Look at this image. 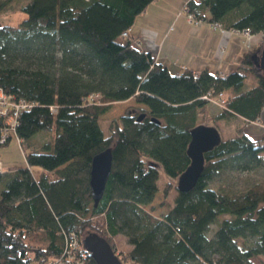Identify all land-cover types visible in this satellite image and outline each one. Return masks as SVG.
Instances as JSON below:
<instances>
[{"label": "trees", "instance_id": "16d2710c", "mask_svg": "<svg viewBox=\"0 0 264 264\" xmlns=\"http://www.w3.org/2000/svg\"><path fill=\"white\" fill-rule=\"evenodd\" d=\"M152 1L29 0L18 22L0 24V88L33 103L18 113L15 135L23 146L38 132H53L52 142L27 144L24 151L26 164L41 168L37 175L22 165L0 172V264H74L79 249L67 254L68 238L74 234L82 245L89 230L113 250V238L122 236L129 245L118 255L123 264H254L251 258L264 254V181L241 192L210 185L222 174L263 166L264 134L253 137L241 127L222 138L204 154L197 184L186 192L175 186L190 162V128L207 108L203 96H226L214 120L260 118L264 76L255 53L247 50L225 75L207 68L171 73L136 38L121 34ZM184 6L195 20L247 27L264 42V0H188ZM130 98L142 106L113 119L104 136L100 115ZM4 125L0 115V133ZM110 147L111 171L94 205L91 159ZM160 170L163 197L174 187L175 195L167 212L154 216L145 205L159 190Z\"/></svg>", "mask_w": 264, "mask_h": 264}, {"label": "rangeland", "instance_id": "374dc122", "mask_svg": "<svg viewBox=\"0 0 264 264\" xmlns=\"http://www.w3.org/2000/svg\"><path fill=\"white\" fill-rule=\"evenodd\" d=\"M1 1V0H0ZM29 0H10L7 1V3H2L0 4V24H7V23H15L18 22L23 16L24 12L22 11V6L27 3ZM180 0H156L154 2L155 4H158L159 6H165L168 2L171 10H173V14L176 15V13L180 12L184 16V18L187 20L188 19V13L187 10L185 9V4L188 0H181L180 3L178 4ZM184 1V3L182 2ZM182 2V3H181ZM163 3V4H161ZM147 11H150L149 14L144 15L145 17H142L141 15L138 14L139 21L135 23V27L138 28V26L145 24V18H148L150 13L152 12V6L151 8H148ZM163 14V17L170 18L171 13L170 12H160ZM159 13V14H160ZM138 18V17H137ZM136 18V19H137ZM138 20V19H137ZM136 21V20H135ZM189 22H200L199 20L192 19L189 20ZM179 26V23L175 25V23L172 24V28H176ZM185 26V25H184ZM211 26L214 28H219L221 32H225V29L239 34L240 37L244 39V46L242 44V53L239 55L237 62L238 64L241 62L240 59L243 55V53L247 52V50H250L251 52L255 53V61L256 58L258 57V54L260 53V49L262 47L261 45V35L257 34L254 35L252 33L250 34H245L244 32H239L237 30H232V29H227L223 28L222 26H218L215 22L211 23ZM185 29V27H184ZM235 57V56H234ZM236 58V57H235ZM219 75H224L225 73L217 72ZM251 83H248L245 85V87H248ZM224 99L226 100V96L222 93ZM95 97V96H94ZM93 97V98H94ZM98 95L92 100L98 102ZM207 103V108L204 114L200 115L199 123H203L205 125H213L219 129L221 138L227 139L231 136H235L238 134V131L240 130L241 127H244V130L253 137H262V134H264V106L261 111V116L257 120H252L250 122H246V120L242 116H232L228 118H218L217 120H214L213 114L219 111L221 108H223L220 104V99L217 96H211V99H208ZM225 105V104H223ZM142 105L137 104L134 99L130 98L127 100H119V102H113L109 108V111L103 113L99 117V125L103 131L104 136H108L110 134L109 132V124L110 122L115 119L120 117V115L124 114L127 109L130 107H141ZM53 109L55 110L54 106H52ZM52 136L53 132H38L34 134L26 143H23V146L20 145L18 140L16 139L14 134H11L10 140L6 143L0 146V161L2 162V166H10V165H25V158H24V151H28L30 147L27 145L28 143L32 146L40 145L41 142H52ZM41 141V142H40ZM40 142V143H39ZM23 148V149H22ZM40 149V148H39ZM30 169L33 174H37L38 171L40 170L39 166H30ZM264 181V165L259 166L256 168H253L252 170L249 171H234L231 173H227V175H220L219 177H215L212 179L210 182V185L218 187L220 184L225 185V186H230L233 188L234 191L236 192H241L242 189L250 186L253 184V182L257 181ZM166 181L165 174L160 170L159 171V177L157 179V184L159 187L158 192H156V196L154 200L148 204L145 205L146 209L151 211V213L154 216H160L163 215L167 212L168 209V204L173 202L174 199V191L171 189L168 194L167 199H165L161 193V189L164 186V182ZM4 186V185H3ZM176 186V185H175ZM215 227L214 224H211V230ZM86 233V232H85ZM84 233V234H85ZM83 234V235H84ZM100 234V233H99ZM83 236H81L82 240ZM113 243H114V251L117 255H122L123 253L126 252V250L129 248V245L126 243V240L122 236H116L113 238ZM82 243V242H81ZM83 245V244H82ZM251 261L254 264H264V254H258L256 257L251 258ZM51 263V262H49ZM48 263V264H49Z\"/></svg>", "mask_w": 264, "mask_h": 264}, {"label": "crops", "instance_id": "0c3cea01", "mask_svg": "<svg viewBox=\"0 0 264 264\" xmlns=\"http://www.w3.org/2000/svg\"><path fill=\"white\" fill-rule=\"evenodd\" d=\"M184 1L182 2L184 3ZM154 2L156 0L149 3L146 9L139 14L142 17H145V14L147 16L150 12L147 10L152 6V12L143 21L145 24L138 26V28L135 27V23L139 21L140 17L137 15L138 20L135 18L133 25L128 29V34L137 39L138 48L151 52L157 61L168 67L171 73L180 72L183 69L198 72L207 68L214 73L226 74L237 67V59L242 53V44L244 46V39L240 37L241 35L226 29L225 32H221L219 28H213L208 20L192 22L191 24L180 12L174 15L173 10H171L172 7L168 9V2L162 7ZM161 11L170 12V18L163 17ZM173 23L175 25L179 23V26L172 28ZM11 134L15 135V133ZM15 137L20 143V139L16 135ZM15 166L21 165L4 166V168L2 166L3 172L12 171ZM22 166L30 168L27 164ZM40 171L41 168L38 173ZM1 186L0 184V189Z\"/></svg>", "mask_w": 264, "mask_h": 264}, {"label": "water", "instance_id": "95a60500", "mask_svg": "<svg viewBox=\"0 0 264 264\" xmlns=\"http://www.w3.org/2000/svg\"><path fill=\"white\" fill-rule=\"evenodd\" d=\"M260 50L256 62L264 76V42ZM144 114L145 112L141 113L137 119H141ZM189 139L186 150L190 162L176 181V188L184 192L192 189L197 184L196 182L204 167V154L218 145L222 138L217 127L198 123L190 128ZM111 161V147L96 153L91 159L88 182L94 205L98 203L103 195L111 171ZM81 242L90 253L95 264H123L108 240L97 231H87Z\"/></svg>", "mask_w": 264, "mask_h": 264}, {"label": "built area", "instance_id": "2783aa9c", "mask_svg": "<svg viewBox=\"0 0 264 264\" xmlns=\"http://www.w3.org/2000/svg\"><path fill=\"white\" fill-rule=\"evenodd\" d=\"M188 19L192 21V19H194L192 14H188ZM216 23V22H215ZM218 26H220L219 23H216ZM232 30H237V31H241L244 32L245 34H250V29L249 28H245V29H232ZM122 36L127 37L128 34V30L127 31H123ZM136 44V42H135ZM225 75V74H224ZM218 97L221 98L220 99V104L222 107H225V99L222 95V92H219ZM97 96L96 94H90L88 96L89 100H93L95 97ZM94 97V98H93ZM203 98H208L211 99V95H209L208 93L203 96ZM33 105L32 102H27L23 99H17L14 100L13 97L10 94H6L1 88H0V115L5 117V125L1 128V133H0V141L4 142L6 141V139L10 136L11 133H15V125L17 123V115L21 110L24 109H28ZM51 110H54L52 106H50ZM2 164L0 162V172H2ZM78 250V256H75V260H74V264H90L88 263L86 260L87 255H90V253L88 252V250H86V248L83 245H79L77 238L74 234H71L70 237L68 238V245L66 248V253L67 254H71L73 255V253L75 251ZM85 259V260H84Z\"/></svg>", "mask_w": 264, "mask_h": 264}]
</instances>
